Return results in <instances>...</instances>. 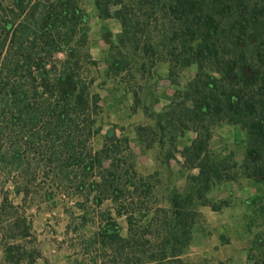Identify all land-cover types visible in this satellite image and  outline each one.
Here are the masks:
<instances>
[{"label":"trees","instance_id":"1","mask_svg":"<svg viewBox=\"0 0 264 264\" xmlns=\"http://www.w3.org/2000/svg\"><path fill=\"white\" fill-rule=\"evenodd\" d=\"M82 4L0 0V201H11L9 184L24 201L77 198L97 207L110 201L114 211L100 215L92 238L100 264L179 262L202 217L200 207L219 211L228 204L209 199L216 184L243 175L264 186V0H94L101 20L116 18L122 27L118 43L109 41L107 77L132 72L139 61L128 49L152 64L168 63L171 77L197 67L175 90L177 101L159 115V130L161 139L170 134L173 146L196 132L181 154L198 173L184 191L174 192L169 207L156 208L150 205L155 184L138 172L128 137L109 130L114 140L93 146L103 107L92 90L89 67L97 61ZM224 122L245 131L240 163L211 150L213 127ZM137 132L145 142L146 133L155 135L149 126ZM79 207L83 224L94 222L88 207ZM123 217L125 234L118 222ZM256 244L249 259L264 264V234Z\"/></svg>","mask_w":264,"mask_h":264},{"label":"rangeland","instance_id":"2","mask_svg":"<svg viewBox=\"0 0 264 264\" xmlns=\"http://www.w3.org/2000/svg\"><path fill=\"white\" fill-rule=\"evenodd\" d=\"M82 5L90 16L89 50L97 61L89 67V75L95 80L92 90L101 95L103 107L96 122L100 133L93 140V146L100 149L107 140L112 142L109 130L117 137H128L138 172L150 175L155 184L150 205L169 207L168 201L174 192L184 191L190 175L198 173L197 169L187 167L181 154L197 134L189 131L173 146L170 134L161 139L159 115L177 101L175 90L195 76L197 67L193 65L171 77L168 63L155 61L152 64L150 59H142V53L135 57L128 49L131 59L139 61L134 64L132 74L124 72L116 78L107 77L109 41L118 43L121 23L114 18L103 31L104 22L96 18L94 0H83ZM142 61L147 63L144 68H140ZM135 92L140 103L135 102ZM139 126L151 127L155 135L146 133L145 142L138 135ZM245 138L240 126L220 123L213 127L210 147L215 155L228 156L240 163L244 158ZM169 151L175 152V158H167ZM7 188L11 201H0V264L101 263L92 238L99 230L100 215L106 218L114 211L110 201L102 207L90 201H77V198L24 201L15 195L11 184ZM209 199L228 204L219 211L208 205L200 207L202 217L194 228L190 245L179 262L170 264H254L249 254L256 253V241L264 234L263 184L241 175L237 180L216 184L209 192ZM80 203L88 207L91 217H97L94 222L83 224ZM118 222L125 234V217L118 218Z\"/></svg>","mask_w":264,"mask_h":264},{"label":"crops","instance_id":"3","mask_svg":"<svg viewBox=\"0 0 264 264\" xmlns=\"http://www.w3.org/2000/svg\"><path fill=\"white\" fill-rule=\"evenodd\" d=\"M96 18H98L99 20H101L99 17H98V15L96 16ZM110 20H114V18H109V19H106V20H102L103 22H104V26L105 27H110ZM118 24V23H117ZM119 28L117 27V30H118Z\"/></svg>","mask_w":264,"mask_h":264}]
</instances>
